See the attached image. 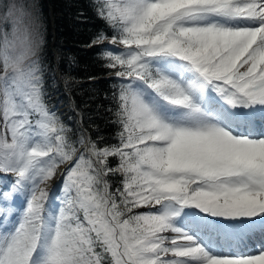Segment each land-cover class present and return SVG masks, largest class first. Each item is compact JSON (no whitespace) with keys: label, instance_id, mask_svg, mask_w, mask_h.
<instances>
[{"label":"snow or ice","instance_id":"1","mask_svg":"<svg viewBox=\"0 0 264 264\" xmlns=\"http://www.w3.org/2000/svg\"><path fill=\"white\" fill-rule=\"evenodd\" d=\"M77 16L101 75L0 0V264H264V0Z\"/></svg>","mask_w":264,"mask_h":264},{"label":"trees","instance_id":"2","mask_svg":"<svg viewBox=\"0 0 264 264\" xmlns=\"http://www.w3.org/2000/svg\"><path fill=\"white\" fill-rule=\"evenodd\" d=\"M39 2L47 25L49 52L63 51L62 66L68 64L69 56L75 55L78 60L75 72L81 76L101 75L102 70L94 62L93 51L85 47L95 24L92 21H83L77 16L80 6L85 5L87 0H39ZM106 83L102 81L100 85H92L89 81H85L81 87L85 90V95H91L92 88L103 87ZM73 94L83 103V95L78 92ZM62 98L69 102L66 94Z\"/></svg>","mask_w":264,"mask_h":264},{"label":"rangeland","instance_id":"3","mask_svg":"<svg viewBox=\"0 0 264 264\" xmlns=\"http://www.w3.org/2000/svg\"><path fill=\"white\" fill-rule=\"evenodd\" d=\"M65 106H67V104L64 103Z\"/></svg>","mask_w":264,"mask_h":264}]
</instances>
